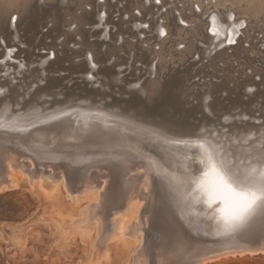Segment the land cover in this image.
I'll return each mask as SVG.
<instances>
[{
    "label": "rangeland",
    "instance_id": "rangeland-1",
    "mask_svg": "<svg viewBox=\"0 0 264 264\" xmlns=\"http://www.w3.org/2000/svg\"><path fill=\"white\" fill-rule=\"evenodd\" d=\"M10 1L5 7L9 10L7 33L0 31V94L2 93L0 98L7 96L10 106L15 111L30 112L38 109L37 106H40L41 112H48L56 107L69 106V108L75 109L80 105L87 106V104L93 108L103 105V109L118 108L119 110H115L139 123H146L168 132L173 131L174 135L210 133L232 144L231 147L238 144H247L248 146H246L249 147L250 143L254 142L251 145L256 143V146L259 143L261 146L259 144L257 146L263 148L264 10L262 9H264V0H255L257 6L253 12L251 9H249L251 11L247 9L250 0H224V4L218 7L212 5L216 0H169L164 5H161L159 0H156L157 3L154 0H142L144 4L147 2L145 5H149L151 2L154 4L151 11L143 12L142 15L139 8L133 5L135 0H93V3L88 0H56V2L55 0H16V3L15 0ZM26 1L29 2V9L27 8L30 11L29 14L28 10H25ZM201 5H209L205 15L200 13ZM91 10L94 12L92 21L83 22L77 18ZM95 12H98L97 15ZM216 12L221 18L225 17L228 12L226 19H238L239 21L244 19L245 22L243 21L244 23L242 22L238 28L234 41H229L228 37L223 36L221 46L216 42L206 45L210 41H204L202 38H198L194 45H189L182 40L186 36L185 31L188 30V27L199 29L195 18L207 21ZM191 13L195 18L188 17ZM130 14L138 18L142 16L144 21H131ZM179 15L183 18L181 19ZM229 15L232 17L229 18ZM174 17L175 19H173ZM150 20H153L151 24L157 20V25L150 27ZM133 21L135 24H139L138 28L137 24L135 27V24L132 23ZM164 22L168 23V26L176 24L178 29L172 30L171 39H166L163 44V40L168 37L165 29H161L160 26ZM79 27L86 30L85 40L78 30ZM152 29H154V33ZM157 29L158 33L155 31ZM159 30H164L165 33L159 34ZM207 32L211 36L215 35L210 26L207 28ZM206 46H209L208 49ZM218 47L219 49H217ZM10 48H13V51ZM79 50L81 51L79 52ZM44 59H46L45 63ZM90 62L92 65L89 64ZM4 86L6 91L3 89ZM3 91L5 92L3 93ZM67 98H70L74 103ZM102 100L103 102H101ZM41 107H44L45 110ZM30 108L32 110L28 111ZM128 109L132 110L128 112ZM233 116L236 119L240 117L242 119L236 120ZM229 117L230 119L227 120ZM71 118H74L73 114ZM43 124H37L38 126L35 125L34 128L44 126ZM7 132L0 133V182L3 181L0 184V264H91L92 262L94 264H200L202 261H204L202 264H264V239H260L264 238V221L254 226L253 231L244 230V234L241 233V236L238 235L227 244H221L218 236L212 235L204 229L200 218H184L176 204L173 190L162 178L156 177V174H143V170H140L142 167H139V164H134L135 159H132V162L124 163L117 158L104 157L99 152L74 151L70 148L58 152L65 157L60 155V158H57L58 156L53 158L43 149V151L37 152L32 150L31 147H34L32 145L36 141L18 140L16 135L25 136V132L14 130ZM244 134L249 137L246 136V143L244 140L240 143L242 135L245 138ZM33 136L30 135L29 138L32 139ZM259 136L262 139H258ZM250 137L252 138L248 139ZM151 147L154 152H162L160 147L155 145ZM20 157L21 159H19ZM78 157L82 160L89 158V160H84L85 163L82 162V166ZM41 159L42 161H40ZM72 159L78 161H72ZM1 161L4 162L3 165ZM35 161L38 163L36 164ZM65 161H67V165H65ZM76 162L77 164H75ZM8 163L15 167L14 170L13 166ZM6 164L12 167L9 174L13 177V182H9L5 174ZM125 165H128L127 168L124 167ZM135 166L138 170L134 168ZM33 167L40 171L31 172L30 170H34ZM50 168H53V171ZM130 169L132 170L130 171ZM102 170L106 171L102 172ZM123 173L126 174V177L122 176ZM43 174L50 182L54 180L53 184L46 180ZM42 175L45 178L44 181ZM49 175L51 176L49 177ZM69 175L76 177L66 178ZM105 175L107 179L109 178L108 181L104 179ZM85 177L88 182L84 180ZM73 178L78 179L75 181ZM126 178L131 180L127 181ZM140 178L143 180H139ZM67 180H70L69 183ZM147 180L151 182L149 183ZM99 182L103 184L100 186ZM44 183L49 188L44 186ZM82 183H84V189L79 190ZM89 183L91 184L89 185ZM72 184H74L72 186L74 188H71ZM125 184L127 185L125 186ZM91 185L93 187L95 185L96 188ZM103 185L105 187L107 185L111 190ZM120 186L121 188H119ZM163 187H165L164 191H162ZM128 188L131 190L128 191ZM103 190L107 193H104ZM146 193L147 197L145 198ZM167 194L170 200L168 198L166 200ZM106 196H108L106 198L109 200L108 202H104ZM123 200L127 204L123 203ZM145 201H148L147 204ZM105 203L110 206L106 207ZM98 205L101 209L106 208H104L106 211L102 209V212H108L106 214L99 213L101 209ZM127 205L131 206L134 211L125 231L126 236L124 239L122 237L110 239L109 231L112 233V230L105 232L102 228L107 227L111 219L116 221L118 216L114 215L115 211L127 212ZM90 214L92 215L90 216ZM107 215L109 219L105 218ZM83 222L88 223L84 224ZM98 224L104 226L99 225L100 228ZM105 224L107 225L105 226ZM85 225L88 230L90 229V233L83 231L82 227ZM99 230H102V234ZM103 231L108 233V236ZM99 235H104V238L101 240ZM258 241L260 242L258 243ZM245 243L248 250H245ZM137 244L141 246L139 247ZM250 244L254 245L249 247ZM201 245L203 248L200 247ZM181 246H184L185 249H182ZM240 246L244 247L241 248L243 251L239 248ZM165 247L172 251L168 253ZM231 247L235 248L233 253ZM221 248L224 249L218 250ZM103 249L105 252L102 254ZM210 249L213 251L215 249L218 252L211 253ZM148 253L150 255L147 256ZM155 254L158 255V259ZM151 259L154 261L152 262Z\"/></svg>",
    "mask_w": 264,
    "mask_h": 264
},
{
    "label": "bare ground",
    "instance_id": "bare-ground-1",
    "mask_svg": "<svg viewBox=\"0 0 264 264\" xmlns=\"http://www.w3.org/2000/svg\"><path fill=\"white\" fill-rule=\"evenodd\" d=\"M10 0H0V31H3L5 33H7V30H6V27H7V23H8V15H9V10H7V3H9ZM90 2L93 3V0H88ZM145 1V0H143ZM147 1V0H146ZM156 3L157 1L154 0ZM161 2V5H164L166 4L167 2H169V0H159ZM173 1V0H171ZM11 2V1H10ZM56 2V0H55ZM250 4H249V7L247 8L249 11L253 12V9L257 6V1L255 0H250L249 1ZM15 3H16V0H15ZM18 3V2H17ZM147 3V2H146ZM145 3V4H146ZM159 3V2H158ZM142 0H135V2H133V5H135L134 7H138L140 12H141V15L142 13L146 12V11H151L152 7L154 6V4L151 2L149 5H145ZM224 4V0H216V2L214 4H212L214 7H218V6H222ZM234 4V3H233ZM24 5V4H23ZM22 5V6H23ZM26 5V9L25 10H28L29 9V2L26 1L25 3ZM209 5H211L209 3ZM209 5L207 6H202L200 7V13L201 15H205V13L208 12V7ZM248 5V4H247ZM28 8V9H27ZM261 8V7H260ZM101 9V6L99 7V10ZM103 9V8H102ZM240 9V8H239ZM138 10V11H139ZM255 10V9H254ZM264 10V9H262ZM137 11V12H138ZM244 11V10H243ZM247 11V10H246ZM29 10L27 11V13L29 14ZM102 12V11H101ZM100 12V16L102 15V13ZM180 12V11H179ZM230 12V11H229ZM260 12V11H259ZM98 13V12H97ZM97 13L95 12V14L97 15ZM104 13V12H103ZM139 13V12H138ZM160 13V12H159ZM232 14V12H230ZM229 13V14H230ZM255 13V11H254ZM257 13V12H256ZM261 13V12H260ZM92 14H94L93 10L91 11H86L84 12L83 14L77 16V18L80 20V21H92L93 17H92ZM163 13L161 12V15ZM136 15V14H135ZM160 15V14H159ZM227 15H228V12H227ZM226 15V16H227ZM263 15V14H262ZM180 16V15H179ZM225 16V17H226ZM231 15H229V18H230ZM256 16V15H255ZM260 16V15H259ZM129 17L131 18V21L132 20H140V21H144V18L141 16V17H136V16H133L132 14L129 15ZM181 17V16H180ZM179 17V19H180ZM188 17H194V15L191 13ZM225 17L221 18V16L216 12V14L214 13L213 16H211V18L207 19V21H204L202 19H199V18H195L196 20V24L199 25V29H196L194 27H188V30L185 31L186 32V36L184 38H182V40L184 42H186L187 44L189 45H194L196 40L198 38H202L204 39V41H207L208 40L210 42H208V44L206 45H209L210 43L212 42H216L217 44H220L222 46V43H223V40L221 39L223 36L226 38L228 37V40H233L235 39V36L237 35L236 33L238 28L242 25V22L244 21H239L238 19H233V20H230V19H226ZM232 17V16H231ZM252 17V15H251ZM12 18V17H11ZM102 18V17H101ZM153 18V17H152ZM183 17H181L182 19ZM254 18V17H253ZM256 18V17H255ZM103 19V18H102ZM175 19V17L173 18ZM232 19V18H231ZM241 19V18H240ZM259 19V18H258ZM11 20V19H10ZM257 20V19H256ZM12 21V20H11ZM10 21V22H11ZM95 21V20H94ZM147 21V20H146ZM153 20H150V23H152ZM159 21V20H158ZM161 21V20H160ZM163 21V20H162ZM166 21V20H165ZM182 21V20H181ZM137 22V21H136ZM245 22V21H244ZM243 22V23H244ZM98 23V22H97ZM100 23V22H99ZM98 23V24H99ZM134 23V21L132 22ZM139 23V22H138ZM142 23V22H141ZM145 23V22H143ZM159 23V22H158ZM101 24V23H100ZM135 24V23H134ZM133 24V25H134ZM137 24V23H136ZM136 24H135V27H136ZM11 25V24H10ZM34 25V22L32 23V26ZM146 25H147V22H146ZM157 25V20L151 24L150 27H153ZM139 24H137V28H138ZM160 26L162 27L161 29H165L166 31V34H168V37L165 38V40H163V44L166 42V39L170 40L171 39V33H172V30H175V29H178V26L176 24H172L170 26H168V23L164 22V23H161ZM210 26L212 32L215 34L214 36H211L208 34L207 32V28ZM100 27V26H99ZM145 27V26H143ZM159 27V25H158ZM164 27V28H163ZM101 28V27H100ZM157 28V27H156ZM160 28V27H159ZM136 30V28H134ZM160 29V30H161ZM78 30L82 33V36L84 37V40H85V36H86V30L82 29L81 27L78 28ZM128 30V29H127ZM153 30V33H154V29ZM159 30V34L161 32H164L163 31H160ZM77 31V30H76ZM157 31L158 33V29L155 30ZM102 32V31H101ZM124 32V30H123ZM129 32V31H128ZM165 33V32H164ZM66 34V33H65ZM74 34V33H73ZM105 34V33H104ZM163 36V35H162ZM158 37V36H157ZM224 38V39H225ZM162 44V43H161ZM170 44V43H169ZM225 46V45H224ZM89 47V46H88ZM207 47V46H206ZM209 47V46H208ZM207 47V49H208ZM109 48V47H108ZM191 48V47H190ZM11 49V48H10ZM13 49V48H12ZM11 49V50H12ZM87 49V48H86ZM219 49V47L217 48ZM9 51V50H8ZM13 51V50H12ZM67 51V50H66ZM81 50H79L80 52ZM86 51V50H85ZM164 51V50H162ZM187 51V50H186ZM211 51V50H210ZM87 52V51H86ZM213 52V51H212ZM11 53V52H10ZM209 53V52H207ZM9 54V53H8ZM106 54V53H105ZM7 55V53H6ZM52 55V54H51ZM85 55V54H84ZM90 55V54H88ZM97 55V54H96ZM178 55V54H177ZM211 55V54H210ZM91 57V56H90ZM96 57V56H95ZM98 57V56H97ZM101 57V55H100ZM51 58V57H50ZM85 58V56H84ZM87 60L89 59L88 56L86 57ZM46 59H48V57H46ZM44 59V63H45V60ZM96 59V58H95ZM86 60V62H87ZM42 61V62H43ZM92 62V61H91ZM91 62L89 64H91ZM93 63V62H92ZM92 65V64H91ZM90 65V66H91ZM96 65V64H95ZM94 66V65H93ZM91 66V67H93ZM88 67V66H87ZM90 68V67H89ZM96 68V67H95ZM92 69V68H91ZM94 69V68H93ZM36 70V69H35ZM90 70V69H89ZM152 70V69H151ZM92 71V70H90ZM89 72V71H87ZM93 72V71H92ZM117 74V73H116ZM115 74V75H116ZM88 75V74H87ZM93 77V76H92ZM111 77V76H110ZM118 77H120L118 75ZM30 78V77H29ZM90 78V76H89ZM89 78H88V81H89ZM93 79V78H92ZM91 80V78H90ZM113 80V79H112ZM138 80V79H137ZM140 81V80H139ZM134 82V81H133ZM133 82H131L133 85L136 86V84H134ZM23 84V83H22ZM110 84V83H109ZM139 85V84H138ZM131 86V84H130ZM49 88V87H48ZM110 88V87H109ZM3 89L5 90L6 87L4 86ZM2 89V90H3ZM32 89V88H31ZM27 90V89H26ZM34 90V89H33ZM140 90V89H139ZM6 91V90H5ZM3 91V93L5 92ZM41 91V90H40ZM2 92V91H1ZM24 92V91H23ZM26 93V92H25ZM2 94V93H1ZM0 94V95H1ZM29 94V93H27ZM34 94V93H33ZM42 94V93H41ZM207 95V94H206ZM25 96H27L25 94ZM24 96V97H25ZM29 96V95H28ZM78 96V95H77ZM76 96V97H77ZM205 96V95H204ZM208 96V95H207ZM51 97V96H50ZM60 97V96H59ZM62 97V96H61ZM202 97V96H201ZM37 98V97H36ZM96 98V97H95ZM67 99H70V98H67ZM203 99V98H201ZM205 99V98H204ZM203 99V100H204ZM206 99H209V98H206ZM30 100V99H29ZM71 100V99H70ZM12 101V100H11ZM68 101V100H67ZM66 101V102H67ZM72 101V100H71ZM206 101V100H205ZM204 101V102H205ZM208 101V100H207ZM13 102V101H12ZM11 102V103H12ZM26 102V101H25ZM73 102V101H72ZM76 102V101H75ZM96 102V101H95ZM94 102V103H95ZM103 102V100L101 101ZM125 102V101H124ZM203 102V101H202ZM203 102V103H204ZM74 103V102H73ZM2 104V105H1ZM34 104V103H33ZM61 104V103H59ZM84 104V103H83ZM129 104V103H128ZM20 105V104H19ZM22 105V104H21ZM53 105V104H52ZM66 105V104H65ZM90 104H87V106H78L77 108L73 109V108H69L68 107H62V108H57L54 109L52 108L53 110H50L48 112H41L40 111V106L37 108L38 109H35L33 111H30L32 110L31 108L28 110L30 112H24V111H15L11 106H10V101H9V98H7V96H4L2 98H0V116H3L5 121L7 122L8 121V118L11 117V116H17L19 114H23V116L25 117L24 119H20V120H17L15 122L14 125H10V129L16 131L15 129H24V131H17V132H25V136H21L19 134L16 135V137L18 138V140H21V141H25V140H31L33 142H35V144H33L32 146L34 147H31L32 150L34 151H41L42 149L45 150L47 153H49V155L51 154L52 157L56 158H60V155H63V154H60L58 152H60V150L62 149H68L70 148V150H76V151H84V152H99V154L103 155L104 157H110V158H117L119 161L121 162H132V159H135V162L134 164H139V167H142V169L140 170H143L142 173L145 174V175H149V174H156V177L158 176V178H162L164 180V182H166V184H168V186L173 190L174 194H175V200H176V204L179 208V211L181 213V215L184 217V218H190L191 219H195V218H200V222L203 224V227L205 230H207L208 232H210L212 235H215V236H218L219 238V242L221 244H227L228 242L234 240L235 238L238 237V235H240L242 232L244 233V230H247L248 228L250 227H253V226H256L260 223H262L264 221V213H258V214H255L251 217H247L239 222H234L232 223V225L227 229L225 230V227H224V223H223V220H220V219H217V217L219 216V213L216 212V208L218 205L214 204L211 208L208 207L207 203H205L204 201L206 200V197L203 196L200 192L199 189L196 188V182H197V177L205 170L206 168V165H207V155L210 153L212 156H213V159L219 164V163H224L226 165H230V164H239L242 168H250V167H257L259 168L260 166V162H264V145H263V148L261 147H258L257 145L259 143H257V145L255 146L254 145H251L253 144L254 142H251L250 143V146L247 147L248 145L247 144H238L237 146L236 145H233L231 147L232 144L230 143H227L225 142L224 140H222V138H218L217 135H212L210 133L208 134H205V133H194V134H189V135H174L172 132H168L162 128H158V127H155V126H152V125H147L146 123L143 124V123H139L137 121H135L134 119H131L129 118L128 116L126 115H123L120 111H115L114 110H106L105 108L103 109V105L102 107H90L88 106ZM96 105V104H95ZM205 105V104H204ZM203 105V107H204ZM46 106V105H45ZM51 106V105H50ZM67 106V105H66ZM94 106V105H93ZM99 106V105H98ZM132 106V105H131ZM237 106V105H236ZM17 107V106H16ZM107 108V106H105ZM109 107V106H108ZM114 107V106H113ZM207 107V106H206ZM123 108V107H122ZM208 108V107H207ZM41 109H44V107H41ZM47 109V108H46ZM138 109V108H137ZM235 109V108H234ZM264 109V108H263ZM45 110V109H44ZM49 110V109H47ZM46 110V111H47ZM119 110V109H118ZM132 110V109H131ZM128 109V112L131 111ZM208 110V109H207ZM237 110V109H236ZM235 110V111H236ZM259 110V109H258ZM134 111V110H133ZM209 111V110H208ZM234 111V112H235ZM231 112V111H230ZM212 113V112H211ZM211 113H209L211 115ZM242 113V112H241ZM74 115V118H71V115ZM208 114V116H209ZM224 115V114H223ZM222 115V116H223ZM229 115V114H228ZM235 115H238V114H235ZM234 115V116H235ZM227 116V115H226ZM231 117V115H229ZM233 116V117H234ZM240 116V115H239ZM36 117H39V119H37ZM53 117L57 118V119H53ZM137 118V116H135ZM139 117V116H138ZM225 117V116H224ZM223 117V118H224ZM227 118L228 119H230ZM236 117V116H235ZM234 117V119H236ZM241 117H242V114H241ZM239 118L237 116V118L239 119H242V118ZM226 118V117H225ZM232 119V118H231ZM239 119H236V120H239ZM45 121V123L43 124L44 126H40V127H37V128H34L35 125L38 126L41 122L40 121ZM143 120V119H142ZM221 120H223L221 118ZM226 120V119H225ZM243 120H244V117H243ZM157 121V120H155ZM38 124V125H37ZM150 124V123H149ZM213 125V124H212ZM211 125V126H212ZM162 126V125H161ZM208 126V125H207ZM206 126V127H207ZM258 127V126H257ZM201 128V127H200ZM209 128V127H207ZM215 128V127H213ZM218 128V127H217ZM224 128V127H223ZM186 129V128H185ZM205 129V128H204ZM219 129V128H218ZM225 129V128H224ZM250 129V128H249ZM178 130V129H177ZM213 130V129H212ZM211 130V131H212ZM220 130V129H219ZM222 130V129H221ZM235 130V129H234ZM8 131L7 133H9V130H6ZM183 131V130H182ZM241 131V130H240ZM248 131V130H247ZM253 131V130H252ZM207 132V131H206ZM217 132V131H216ZM181 133H184V132H181ZM245 133V132H243ZM242 133V134H243ZM241 134V133H239ZM30 135H34L33 137H31L32 139H30ZM225 135V134H224ZM245 135V138L243 137L242 135V138H240V143L242 142V140H244V143L245 140L247 141V135ZM251 135V134H250ZM256 135H260V134H256ZM254 135V136H256ZM186 136V137H185ZM232 136V134H231ZM247 136V137H246ZM253 136V137H254ZM222 137V136H221ZM224 137V136H223ZM260 137V136H259ZM258 139H262L261 137ZM237 138V137H236ZM252 137L248 138V139H251ZM5 139V138H4ZM16 139V138H15ZM231 139V138H229ZM255 139V138H254ZM264 139V138H263ZM226 140V138H225ZM234 140V139H233ZM238 142L239 140L236 139ZM173 141H186L187 143L185 144H175V143H172ZM231 141V140H230ZM229 141V142H230ZM236 142V141H235ZM256 142H258L256 140ZM262 142V141H261ZM7 143V142H6ZM237 143V142H236ZM14 144V143H13ZM50 144V146H49ZM193 144H196V145H203V147H193L192 145ZM235 144V143H234ZM8 145V144H7ZM152 145H155L157 147H160L162 148V152H154L153 151V147H151ZM247 145V146H246ZM1 146V144H0ZM259 146H261V144H259ZM88 149V150H87ZM155 149V148H154ZM158 149V148H157ZM30 150V149H29ZM42 150V151H43ZM59 150V151H58ZM27 151V150H26ZM66 151V150H65ZM2 152V151H1ZM154 152V153H153ZM67 153V152H66ZM96 153V154H97ZM11 154V153H9ZM14 154V153H13ZM29 154V153H28ZM65 154V153H64ZM69 154V153H68ZM93 154V153H92ZM31 155V154H30ZM38 155V154H37ZM46 155V154H45ZM77 155V154H76ZM48 156V154H47ZM72 156V155H70ZM81 158H82V155H80ZM79 156V157H80ZM86 156V155H85ZM1 157V156H0ZM12 157V156H11ZM62 157V156H61ZM63 157H65L63 155ZM78 157V158H79ZM16 158V157H15ZM30 158V157H29ZM68 158H69V155H68ZM77 158V159H78ZM79 158L80 162H84L89 160V158L87 159H81ZM1 159V158H0ZM21 159V157L19 158ZM23 159V158H22ZM26 159H28L26 157ZM35 159V158H34ZM45 159V158H43ZM62 159V158H61ZM66 159H67V156H66ZM70 159V158H69ZM106 160H108L107 158H104ZM38 160V159H37ZM74 159H72L73 161ZM76 160V159H75ZM74 160V161H75ZM82 160V161H81ZM94 160V159H93ZM20 161V160H19ZM24 161H26L24 159ZM42 161V159L40 160ZM44 161V160H43ZM49 161V160H47ZM59 161V160H58ZM61 161V160H60ZM69 162V160H67ZM65 161V165L66 162ZM71 161V162H72ZM78 161V160H76ZM201 161H204V163H201ZM3 161H1L2 163ZM14 162V160H13ZM17 161L15 160V163ZM21 162V161H20ZM36 164L38 163L37 161H35ZM56 162V161H55ZM62 162V161H61ZM64 162V161H63ZM95 162V161H93ZM107 162V161H106ZM105 162V163H106ZM6 163V162H5ZM52 163V162H51ZM85 163V162H84ZM95 163H98V162H95ZM4 164V162L2 163V165ZM10 164V163H8ZM22 164V163H21ZM31 164V163H30ZM62 164V163H61ZM60 164V165H61ZM77 164V162L75 163ZM100 164V163H98ZM102 164V163H101ZM12 165V164H10ZM10 165H7L6 164V176H7V179L9 180V182H13V177L9 174L10 170L12 169V167H10ZM23 165V164H22ZM21 165V166H22ZM25 165V164H24ZM23 165V166H24ZM43 165V164H42ZM53 165V164H52ZM55 165V164H54ZM57 165V164H56ZM64 165V166H65ZM71 165V164H70ZM95 164L93 163V166ZM13 166V165H12ZM22 166V167H23ZM26 166V165H25ZM31 167L33 166L30 165ZM37 166V165H36ZM35 166V167H36ZM39 166V165H38ZM37 166V167H38ZM44 166V165H43ZM51 166V165H49ZM59 166V164H58ZM56 166V167H58ZM63 166V168H64ZM74 166V165H73ZM72 166V167H73ZM82 166H83V163H82ZM92 166V164H91ZM89 166V168L91 167ZM128 166V165H127ZM127 166L125 165L124 167L127 168ZM2 167V166H1ZM18 167V166H16ZM20 167V166H19ZM29 168V166H27ZM30 167V169H32ZM46 167V166H44ZM53 167V166H52ZM55 167V166H54ZM67 167V166H65ZM75 167V166H74ZM73 167V168H74ZM97 167V166H96ZM14 166H13V170H14ZM38 168H41V167H38ZM43 168V167H42ZM136 168V166L134 167ZM1 169V168H0ZM18 170H21L19 168H17ZM34 169V167H33ZM51 170L53 168H50ZM75 169V168H74ZM92 169V167H91ZM137 169V168H136ZM135 169V170H136ZM4 170V169H3ZM25 170V169H24ZM23 170V171H24ZM47 170V169H46ZM49 170V169H48ZM59 170V168H58ZM80 170V169H79ZM96 170V169H95ZM125 170V169H124ZM128 170V169H127ZM132 169H130L131 171ZM133 170V171H135ZM138 170V169H137ZM12 171V170H11ZM17 171V170H15ZM31 172L33 171H40L39 170H36V168L34 170H30ZM50 171V170H49ZM48 171V172H49ZM53 171V170H52ZM55 171V170H54ZM60 171V170H59ZM68 171V170H67ZM90 172V170H88ZM86 171V172H88ZM98 171H100V169H98ZM106 171V170H105ZM104 170H102V172H105ZM114 171V170H113ZM20 172V171H18ZM42 172V170H41ZM82 172V170H81ZM97 172V171H96ZM101 172V171H100ZM23 173V172H22ZM26 173V172H25ZM44 173V172H43ZM51 173V172H50ZM74 173V172H73ZM72 173V175H73ZM85 173V172H84ZM126 173V172H125ZM131 174H133L132 172H129ZM128 173V174H129ZM139 173V172H138ZM137 173V174H138ZM24 174V173H23ZM33 174V173H31ZM42 174V173H41ZM53 174V173H51ZM56 174V172H55ZM58 174V173H57ZM60 174H62L60 172ZM70 174V172H69ZM79 175H81L80 173H78ZM88 174V173H87ZM90 174V173H89ZM97 174V173H96ZM104 174V173H103ZM102 174V175H103ZM115 174V173H114ZM124 174V173H123ZM28 175V173H27ZM44 175V174H43ZM42 175V177H43ZM46 175V173H45ZM44 175V177H45ZM95 175V174H94ZM140 175V174H138ZM4 176V174H3ZM6 176H4L6 178ZM41 176V175H39ZM38 176V177H39ZM48 176V175H47ZM51 175H49L50 177ZM54 176V175H53ZM58 176V175H57ZM61 176V175H60ZM63 176V175H62ZM92 176H93V173H92ZM101 176V175H99ZM108 176V175H107ZM122 176H125L126 177V174L122 175ZM137 176V175H136ZM41 177V178H42ZM42 178L43 181L45 180H48L47 177L45 178ZM67 177H70L69 176H66ZM72 177H76V176H72ZM72 177H70L72 179ZM83 177V175H82ZM96 177V176H95ZM103 177V176H102ZM109 177V176H108ZM118 177V176H117ZM138 177V176H137ZM141 177V176H140ZM30 178V177H29ZM52 178V177H51ZM68 178V179H70ZM81 178V177H80ZM92 178V177H91ZM129 178V177H128ZM41 179V181H42ZM60 179V178H59ZM78 179V178H77ZM76 178H73V180H77ZM104 179H106V181H108V179L106 178V175L104 177ZM103 179V180H104ZM113 179V178H112ZM124 179V178H123ZM134 179H136L134 177ZM142 178H140L139 180H141ZM146 179H149V178H146ZM5 180V179H4ZM35 180V178H34ZM51 180V179H50ZM86 180V177L85 179ZM83 180V181H84ZM89 180V179H88ZM127 180V178H126ZM131 179H128L127 181H129ZM143 180V179H142ZM141 180V181H142ZM6 181V180H5ZM4 181V182H5ZM39 181V180H38ZM42 181V183H43ZM49 181V180H48ZM54 181V180H52ZM51 181V182H52ZM68 183L70 180H67ZM87 181V180H86ZM97 181V180H95ZM99 181V180H98ZM101 181V180H100ZM105 181V180H104ZM103 181V182H104ZM114 181V180H112ZM111 181V182H112ZM116 181V179H115ZM114 181V182H115ZM148 181V180H147ZM3 182V181H2ZM0 182V184L2 183ZM8 182V183H9ZM46 182V181H45ZM50 182V181H49ZM50 182V183H51ZM82 182V181H81ZM88 182V181H87ZM94 182V181H93ZM131 184H132V181H130ZM129 182V184H130ZM149 183L151 181H148ZM55 183V182H54ZM57 183V182H56ZM55 183V184H56ZM67 183V184H68ZM113 183V182H112ZM134 183V182H133ZM137 183V182H136ZM141 183V182H140ZM138 183V184H140ZM162 183V182H160ZM45 184V183H44ZM42 184V185H44ZM53 184V182H52ZM83 185V188L81 186V189L79 190H82L84 189V183H82ZM91 183H89L90 185ZM103 184V183H101ZM100 182H99V185L101 186ZM111 184V183H110ZM119 184V183H117ZM130 184V186H131ZM137 184V185H138ZM10 185V184H9ZM98 185V186H99ZM127 184H125L126 186ZM147 186V184H145ZM152 185V184H151ZM150 185V186H151ZM161 185V184H160ZM162 185H165L162 183ZM12 186V185H11ZM10 186V187H11ZM44 186L47 187V184H45ZM67 185L65 184V187ZM71 188H74L72 186H74V184L70 185ZM92 186V185H91ZM90 186V187H91ZM97 186V187H98ZM104 186V185H103ZM118 186V185H117ZM167 186V185H166ZM9 187V186H8ZM79 187V186H78ZM87 187V186H86ZM85 187V188H86ZM89 187V188H90ZM93 187V186H92ZM95 187V185H94ZM93 187V188H94ZM105 187V186H104ZM107 187V185H106ZM105 187V188H106ZM114 187V186H113ZM168 187V188H169ZM44 188V187H43ZM49 188V186L47 187ZM50 188H51V185H50ZM68 188V187H67ZM69 188V189H71ZM76 188V187H75ZM96 188V187H95ZM100 188V187H98ZM97 188V189H98ZM108 188V187H107ZM121 188V186L119 187ZM133 188V186H132ZM145 188V186H144ZM160 188V187H158ZM169 188V190H170ZM77 189V188H76ZM104 189V188H102ZM108 189L111 190V188L109 187ZM127 189V188H126ZM142 189V188H140ZM146 189V188H145ZM143 189V190H145ZM150 189V188H149ZM152 189V188H151ZM165 187H163V190L164 191ZM106 190V189H104ZM103 190V192H104ZM113 190V189H112ZM131 190V188H128V191ZM138 188L136 189V192H137ZM72 191V190H71ZM85 191V190H84ZM108 191V190H107ZM114 191V190H113ZM161 191V189H160ZM161 191V192H162ZM167 191V189L165 190V192ZM78 192V191H77ZM81 192V191H80ZM83 192V191H82ZM81 192V193H82ZM102 192V191H101ZM106 192V191H105ZM104 192V193H105ZM146 192V191H145ZM145 192H143L145 194ZM164 192V194H165ZM99 193V192H98ZM107 193V192H106ZM148 193V192H147ZM147 193H146V196L145 198L147 197ZM151 193L153 194V191L151 190ZM167 193V192H166ZM74 194V192H73ZM100 194V193H99ZM133 194V193H132ZM131 194V195H132ZM151 194V195H152ZM161 194V193H160ZM163 194V195H164ZM82 195V194H81ZM80 195V196H81ZM114 195V194H113ZM130 195V197H131ZM71 196V195H70ZM74 196V195H72ZM88 196V195H87ZM92 196V195H91ZM94 196V195H93ZM102 196V195H101ZM119 196L121 197V194H119ZM123 196V195H122ZM139 196V195H138ZM165 196V195H164ZM103 197V196H102ZM101 197V198H102ZM134 197V196H133ZM136 199L137 196H135ZM106 198H108V196L105 197L104 199V202H108L109 200H107ZM132 198V197H131ZM154 198V197H153ZM168 198V194H167V197H166V200ZM98 199V198H97ZM111 199V198H110ZM141 199V198H140ZM148 199V198H147ZM107 200V201H105ZM150 200V199H149ZM153 200V199H152ZM170 200V199H169ZM99 201V200H98ZM97 201V203H98ZM101 201H103L101 199ZM100 201V203H101ZM126 201V200H125ZM138 201V200H137ZM136 201V202H137ZM92 202V201H91ZM90 202V204H91ZM96 202V201H95ZM113 202V201H112ZM123 203H126L124 202V200L122 201ZM146 202V201H145ZM148 202V201H147ZM146 202V204H147ZM154 202V200H153ZM166 202V201H165ZM110 203V202H109ZM122 203V204H123ZM93 204H95L93 202ZM99 204V203H98ZM103 206V202L101 203ZM101 204H100V207H101ZM106 207L107 205L110 206L109 204L105 203ZM127 204V203H126ZM143 204V203H142ZM149 204V203H148ZM151 204V202H150ZM89 205V204H88ZM124 205V204H123ZM93 206V205H92ZM96 206V204H95ZM143 206V205H142ZM99 207V205H98ZM99 207V209H101ZM141 207V206H140ZM144 207V206H143ZM148 207V206H147ZM146 207V209H147ZM105 207H103L102 209H104ZM113 208V207H112ZM139 208V207H138ZM90 209V208H89ZM102 209H101V212L99 213H104V211L102 212ZM106 209V208H105ZM104 209V210H105ZM141 209H143L141 207ZM94 210V209H92ZM114 210V209H113ZM111 210V211H113ZM127 212L124 211L122 213H119V211H115L114 212V215H117L118 217L116 218V221L112 220L109 222V224H105V226L107 225V227H105L104 229L102 228V230H104L105 232L107 230H112V233H110L109 231V235L111 234V236H109L110 239H115V238H120L122 237V239H124V236L125 235V231L126 229L128 228V223L129 221L131 220V217H132V212L134 211V209H132L131 206H128L127 205ZM140 210V209H139ZM149 210V208H148ZM146 210V211H148ZM152 210V208H151ZM98 211V210H97ZM106 211V210H105ZM141 211V210H140ZM143 211V210H142ZM150 211V210H149ZM90 212V211H89ZM108 212V211H107ZM107 212H105L104 214H106ZM92 213V212H90ZM95 213V212H94ZM147 213V212H146ZM144 214L145 216L147 214ZM150 213V212H149ZM156 213V212H155ZM89 214V213H88ZM97 214V213H95ZM94 214V215H95ZM109 214V213H108ZM153 214V213H152ZM151 214V215H152ZM92 214H90L91 216ZM99 215V214H98ZM138 215V214H137ZM142 215V214H141ZM89 216V217H90ZM100 216V215H99ZM103 216V215H102ZM139 216V215H138ZM88 217V218H89ZM97 217V216H96ZM101 217V216H100ZM106 219L108 217H105ZM112 218V217H111ZM144 218V217H143ZM92 219V218H91ZM148 219H149V216H148ZM171 219V218H170ZM138 220V219H137ZM146 220V219H145ZM150 220V219H149ZM179 220V218H178ZM135 221V220H134ZM181 221V220H180ZM103 222V221H102ZM101 222V223H102ZM148 222V221H147ZM152 222H154V220H152ZM84 223V222H83ZM85 223H88V222H85ZM84 223V224H85ZM94 223V221H93ZM96 223V222H95ZM104 223V222H103ZM142 223V222H141ZM149 224V223H148ZM156 224V223H155ZM88 225V224H87ZM100 224H98L99 226ZM133 224L131 223V226ZM160 225V224H159ZM162 225V224H161ZM183 225V223H182ZM89 226V225H88ZM96 226V225H95ZM102 226V225H100ZM99 226V227H100ZM104 226V225H103ZM102 226V227H103ZM149 226V225H148ZM91 227V225H90ZM83 231L87 232V233H90V229L88 230L87 226H83ZM92 228V227H91ZM95 228V227H94ZM101 228V227H100ZM99 228V229H100ZM140 228V227H139ZM152 228V227H151ZM142 229V228H141ZM154 229V228H153ZM101 230V231H102ZM148 230V229H147ZM151 230V229H149ZM159 230V229H158ZM163 230V229H162ZM100 231V230H99ZM100 231V232H101ZM103 231V232H104ZM131 231V230H130ZM166 231V230H165ZM104 232V233H105ZM155 232V231H154ZM158 232V231H157ZM128 233V232H127ZM152 233V232H151ZM242 233V234H243ZM102 234V232L100 233ZM107 234L106 236H108V233H105ZM148 234V233H147ZM178 235V234H177ZM102 236V238H101ZM99 235L100 239L102 240L104 237V235ZM106 236H105V239H106ZM129 236V235H128ZM136 236V235H135ZM138 236V235H137ZM158 236V235H157ZM168 236V235H166ZM195 237V235H193ZM241 236V235H240ZM108 238V237H107ZM174 239V238H173ZM260 239H264V238H260ZM98 240V239H97ZM107 240V239H106ZM161 241V240H160ZM167 241V240H166ZM176 241V239H175ZM178 241V240H177ZM261 241V240H260ZM258 241V243L260 242ZM106 243V241H104ZM103 242V243H104ZM183 242V241H182ZM240 242V241H239ZM144 245H145V242L143 241ZM187 243V242H186ZM241 243V242H240ZM253 243V242H252ZM98 244V243H97ZM141 244V243H140ZM148 244V242H147ZM183 244V243H182ZM200 244V243H199ZM212 244V243H210ZM234 244V243H233ZM96 245V244H95ZM105 245V244H104ZM164 245V244H163ZM207 246H209L207 243H206ZM206 245H204L206 247ZM217 245V244H216ZM215 245V246H216ZM237 245V244H235ZM243 245V244H242ZM254 244H250L248 245L249 247L250 246H253ZM106 246V245H105ZM137 246H139V244H137ZM141 246V245H140ZM139 246V247H140ZM177 246V245H176ZM231 246V245H229ZM229 246H225L226 248L229 247ZM239 246V245H238ZM160 247V245H159ZM182 249H185L184 246H181ZM201 248H203V246L201 245L200 246ZM264 247V245H263ZM152 248V247H151ZM168 248V247H167ZM175 248V247H174ZM196 248V247H195ZM215 248V247H214ZM232 248V253H233V249L235 250V248L231 247ZM230 248V249H231ZM240 249L241 248H244L243 246H240L239 247ZM147 249V248H146ZM158 249V248H157ZM166 249V247H165ZM170 249V248H169ZM166 249L168 250V253H170L172 250L170 249ZM181 249V248H180ZM209 249V248H208ZM216 249V248H215ZM214 249V251H216ZM224 248H221V249H218V250H222ZM149 251V249H147ZM152 250V249H151ZM192 250V249H191ZM205 250V249H204ZM211 250V253H213V249H210ZM209 250V252H210ZM238 250V249H236ZM243 251V249H241ZM245 250H248V248L246 247V243H245ZM143 251V250H142ZM170 251V252H169ZM179 251V250H178ZM231 251V250H230ZM104 249L102 250V254L104 253ZM136 252V251H135ZM146 252V251H145ZM154 252V251H153ZM152 253V255H154ZM165 252V251H164ZM200 252V250H199ZM202 252V251H201ZM206 252V251H205ZM208 252V253H209ZM218 252V251H216ZM229 252V251H227ZM97 253V252H96ZM138 253V252H137ZM162 253V252H161ZM160 253V254H161ZM166 252V255L168 254ZM186 253V252H185ZM184 253V254H185ZM207 253V252H206ZM221 253V252H220ZM231 253V254H232ZM243 253V252H242ZM106 254V253H105ZM139 254V253H138ZM145 254V253H144ZM159 254V255H160ZM180 254H181V251H180ZM188 255V253H186ZM238 254V253H236ZM150 255L149 253L147 254V256ZM151 255V256H152ZM157 255V254H155ZM190 255V254H189ZM202 255V254H200ZM199 255V256H200ZM219 255V254H218ZM226 255V254H224ZM229 255V254H228ZM141 256V255H140ZM143 256V255H142ZM145 256V255H144ZM175 256V254H174ZM214 256V255H213ZM213 256H210V257H213ZM101 257V255H100ZM146 257V256H145ZM157 257L156 259H158V255L155 256ZM154 257V259H155ZM176 257V256H175ZM209 257V256H208ZM216 257V256H215ZM99 257H97L98 259ZM136 258V257H135ZM141 258V257H140ZM144 258V257H143ZM152 258V257H151ZM162 258V256H161ZM179 258V257H178ZM189 258V257H188ZM204 258L205 255H204ZM204 258H199V259H204ZM100 259V258H99ZM213 259V258H212ZM211 259V260H212ZM216 259V258H215ZM96 260V258H95ZM152 262L154 261L153 259H151ZM209 260V259H208ZM92 261V260H91ZM94 261V260H93ZM99 261V260H97ZM136 261V260H135ZM146 261V260H145ZM196 261V260H195ZM144 262V261H143ZM157 263V261H155ZM159 262V260H158ZM174 262V261H173ZM180 262V261H179ZM201 262V260H200ZM204 261H202L203 263ZM139 263V262H138ZM150 263V262H149ZM172 263V262H171ZM184 263V262H183ZM187 263V262H186ZM200 263V264H202ZM91 264H94L93 262ZM97 264V263H95ZM135 264V263H133ZM137 264V263H136ZM143 264V263H141ZM146 264V263H145ZM152 264V263H151ZM154 264V263H153ZM158 264V263H157ZM160 264V263H159Z\"/></svg>",
    "mask_w": 264,
    "mask_h": 264
},
{
    "label": "snow or ice",
    "instance_id": "snow-or-ice-1",
    "mask_svg": "<svg viewBox=\"0 0 264 264\" xmlns=\"http://www.w3.org/2000/svg\"><path fill=\"white\" fill-rule=\"evenodd\" d=\"M23 114L11 116L6 122L0 116V133L10 129L17 120L24 119ZM39 119V117H36ZM53 119H57L53 117ZM45 123V121H40ZM24 131V129H15ZM175 144H185L186 141H173ZM193 147L203 145L193 144ZM204 163V161H201ZM196 188L206 197L204 201L211 208L218 205L217 219L223 220L225 230L232 223L239 222L258 213H264V162L259 168H242L239 164L226 165L217 163L213 156L207 155L205 170L197 177Z\"/></svg>",
    "mask_w": 264,
    "mask_h": 264
},
{
    "label": "water",
    "instance_id": "water-1",
    "mask_svg": "<svg viewBox=\"0 0 264 264\" xmlns=\"http://www.w3.org/2000/svg\"><path fill=\"white\" fill-rule=\"evenodd\" d=\"M254 230V226L253 227H250V228H248V232H251V231H253ZM243 233V232H242ZM244 234V233H243Z\"/></svg>",
    "mask_w": 264,
    "mask_h": 264
}]
</instances>
